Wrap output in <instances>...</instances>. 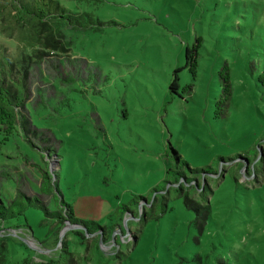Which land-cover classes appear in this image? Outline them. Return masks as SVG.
<instances>
[{
	"label": "rangeland",
	"instance_id": "1",
	"mask_svg": "<svg viewBox=\"0 0 264 264\" xmlns=\"http://www.w3.org/2000/svg\"><path fill=\"white\" fill-rule=\"evenodd\" d=\"M83 7L98 29H61L58 48L39 58L0 0L1 54L23 47L32 56L27 124L0 131V198L8 203L20 190L51 211L63 199L77 217L107 227L84 238L28 206L4 223L11 229L0 232V257L7 264H264V0ZM193 44L195 77L184 67ZM225 65L231 96L217 114ZM178 67L181 86L192 87L173 93ZM56 170L59 193L45 195L43 173L53 181ZM177 170L200 184L190 200L208 211L197 216L185 205ZM122 204L133 213H116ZM59 249L68 254L57 258Z\"/></svg>",
	"mask_w": 264,
	"mask_h": 264
},
{
	"label": "trees",
	"instance_id": "2",
	"mask_svg": "<svg viewBox=\"0 0 264 264\" xmlns=\"http://www.w3.org/2000/svg\"><path fill=\"white\" fill-rule=\"evenodd\" d=\"M10 9L13 10L12 18L18 27H24L22 33L23 36L20 40H24L27 46H39L37 49L38 57L42 58L44 55H49L46 49L52 48L57 49L59 40L57 36L61 29H70L77 32H87L88 30H97V25L100 20L94 15V12L89 11L90 8H84V5H97L103 0H76L78 3L75 7H66L59 0H6ZM82 4V5H81ZM77 5L82 6L79 10ZM8 26V25H7ZM12 28L11 26H9ZM5 30L7 29L4 28ZM68 43V42H67ZM69 44V43H68ZM199 44H193L191 47H186V64L193 77L197 74L198 68V51ZM36 50V49H35ZM28 51V50H27ZM32 62V56L26 53V49L21 47L16 54H1L0 52V131L6 135L12 134L17 126L19 125L24 129L27 124V119L24 114L25 102L29 99V89L27 84L28 77V65ZM183 67H178L173 71L172 80L169 89L176 93L178 89L182 88L183 91L190 90L192 85L181 86L179 72ZM220 77L222 80V96L216 102V113L219 114L222 111V106L229 100L231 96V82L228 65H225L220 71ZM173 154L176 156V160L183 165H187V161L173 149ZM60 163V159L58 160ZM59 170V168H58ZM53 174L56 175L53 181L48 172L43 173V180L40 189L43 194L50 195L54 192V188L57 193V171ZM192 172L205 173L206 170L202 168H193ZM179 174L174 181L178 186L181 196L184 197L185 205L188 208L194 209L197 216L202 214L201 210L206 209L200 206H195L191 202V196L197 188H201L200 184L196 183L193 178L186 177L182 171L177 170ZM179 178L181 179L179 181ZM184 183L187 185L185 186ZM186 188V191L184 190ZM205 190L202 191L201 196H205ZM55 197V196H54ZM141 201H144L143 196H139ZM57 208L54 211L49 210L44 202L38 197H31L18 190L16 196L5 203L0 198V232L5 228L4 223L8 219L16 218L25 212L28 206H36L45 210L48 217L53 218L57 226H64L67 224L72 228L83 230L75 231L77 234L85 238L84 234L92 235L96 232H100L99 236L105 233V226L99 225L92 219H81L76 216L74 208L69 203H66L63 199L56 202ZM131 214L133 211L129 206L122 204L116 210V213ZM165 212V209L160 211ZM208 216V213L207 215ZM207 220V219H206ZM113 226L108 228L111 229L112 234ZM24 231L23 228L19 227ZM98 236V237H99ZM112 236V235H109ZM97 237V238H98ZM99 240V238H98ZM64 253L68 254L66 250L59 249L55 252L58 258ZM72 264L69 258H65L63 262L58 260H51L48 262H40L38 264ZM0 264H7L5 258L0 257ZM24 264H30L29 259L24 260Z\"/></svg>",
	"mask_w": 264,
	"mask_h": 264
},
{
	"label": "water",
	"instance_id": "3",
	"mask_svg": "<svg viewBox=\"0 0 264 264\" xmlns=\"http://www.w3.org/2000/svg\"><path fill=\"white\" fill-rule=\"evenodd\" d=\"M69 227H71V226H67L66 229L69 228Z\"/></svg>",
	"mask_w": 264,
	"mask_h": 264
}]
</instances>
